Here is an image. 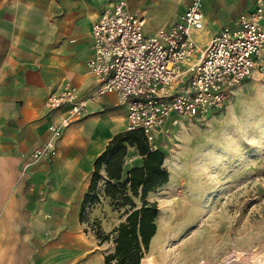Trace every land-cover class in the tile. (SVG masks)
Here are the masks:
<instances>
[{
	"label": "crops",
	"instance_id": "0c3cea01",
	"mask_svg": "<svg viewBox=\"0 0 264 264\" xmlns=\"http://www.w3.org/2000/svg\"><path fill=\"white\" fill-rule=\"evenodd\" d=\"M108 2L0 0V264H89L83 256L61 257L57 231L62 210L36 208L37 200H63L70 186L89 176L111 137L110 127L117 125L115 133L125 130L126 105L118 104L114 93H106L65 128L51 158L32 161L31 152L47 138L48 123L64 112L45 108L46 96L65 82L81 94L96 86L85 61L93 53L92 25ZM237 3L203 0V42L253 7V0L239 10ZM107 96L109 101L104 100ZM104 107L112 113H103ZM142 164L137 149L129 147L123 176ZM40 176L46 181H37ZM48 225L58 240L44 245Z\"/></svg>",
	"mask_w": 264,
	"mask_h": 264
},
{
	"label": "rangeland",
	"instance_id": "374dc122",
	"mask_svg": "<svg viewBox=\"0 0 264 264\" xmlns=\"http://www.w3.org/2000/svg\"><path fill=\"white\" fill-rule=\"evenodd\" d=\"M188 1L127 0L131 9L144 11L147 34L174 19ZM249 1L238 0V10ZM204 37L202 31L196 40ZM104 108L103 113H112L110 107ZM178 121L169 139H159L168 181L147 195L159 212L156 233L140 264H264V74H254L235 88L222 108ZM117 129L110 127L111 137ZM92 172L70 186L63 200L40 199L36 208L62 210L57 232L63 259L77 255L89 264H104V255L114 244L100 243L95 232L100 228L110 233L124 219L127 207H114L103 195L107 178L102 171L99 202L87 206L80 221ZM37 179L46 181L45 176ZM133 200L140 204L139 197ZM53 234L48 225L44 245L58 240Z\"/></svg>",
	"mask_w": 264,
	"mask_h": 264
},
{
	"label": "built area",
	"instance_id": "2783aa9c",
	"mask_svg": "<svg viewBox=\"0 0 264 264\" xmlns=\"http://www.w3.org/2000/svg\"><path fill=\"white\" fill-rule=\"evenodd\" d=\"M146 18L127 0H109L92 25V55L85 61L96 86L87 94L65 82L43 105L64 110L47 125V138L33 148L31 160L51 158L65 128L87 112L90 102L114 93L126 105L125 130L142 132L149 149L169 139L179 117H205L222 108L233 90L254 74H264V0L239 12L205 42L203 0H189L184 10L154 33Z\"/></svg>",
	"mask_w": 264,
	"mask_h": 264
},
{
	"label": "trees",
	"instance_id": "16d2710c",
	"mask_svg": "<svg viewBox=\"0 0 264 264\" xmlns=\"http://www.w3.org/2000/svg\"><path fill=\"white\" fill-rule=\"evenodd\" d=\"M129 147H135L142 156V166L130 168L123 176L124 160ZM164 152L159 148L149 149L142 132L124 130L115 133L94 162L87 191L84 193L79 220L87 206L99 202V182L103 171L107 180L102 193L111 200L114 207L126 208L124 219L110 233L95 232L100 243L112 241L114 249L104 255V264H140L148 251L151 239L156 233L158 206L147 199L149 192L168 181V171L163 166ZM133 197L140 198L137 204Z\"/></svg>",
	"mask_w": 264,
	"mask_h": 264
},
{
	"label": "bare ground",
	"instance_id": "6f19581e",
	"mask_svg": "<svg viewBox=\"0 0 264 264\" xmlns=\"http://www.w3.org/2000/svg\"><path fill=\"white\" fill-rule=\"evenodd\" d=\"M177 123H178V121H177Z\"/></svg>",
	"mask_w": 264,
	"mask_h": 264
}]
</instances>
